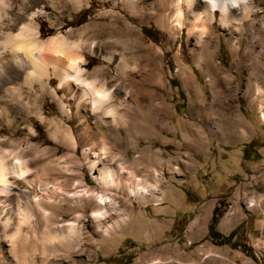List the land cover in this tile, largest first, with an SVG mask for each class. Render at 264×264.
<instances>
[{
  "label": "rangeland",
  "instance_id": "rangeland-1",
  "mask_svg": "<svg viewBox=\"0 0 264 264\" xmlns=\"http://www.w3.org/2000/svg\"><path fill=\"white\" fill-rule=\"evenodd\" d=\"M3 2L13 25L32 7L39 40L74 46L84 76L109 93L117 126L56 77L43 94L22 86L30 110L0 116V139L35 160L30 172L43 180L50 164L46 181L63 196L47 199L55 206L44 203L45 217L33 207L13 251L0 237V264H264V34L253 25L264 30V0H248L250 14L227 25L185 0ZM1 63L0 82L21 83ZM5 99L0 91V107ZM93 160L115 162L118 189L95 183ZM136 184L157 189L129 197ZM85 191L113 198L125 221L104 231L117 216L108 209L95 222Z\"/></svg>",
  "mask_w": 264,
  "mask_h": 264
},
{
  "label": "bare ground",
  "instance_id": "bare-ground-1",
  "mask_svg": "<svg viewBox=\"0 0 264 264\" xmlns=\"http://www.w3.org/2000/svg\"><path fill=\"white\" fill-rule=\"evenodd\" d=\"M123 1H126L129 8H135V0ZM158 1L162 4L169 0ZM185 3L188 8L194 5L195 10L198 7L197 4L203 3L206 9L204 15L207 19L210 17L212 20L215 12H219L220 23L223 25H227L229 22H233L234 24L241 22V18H246L250 14L248 0H185ZM4 7L3 0H0L1 64H3L2 67L6 71H13L14 78L21 80V83L12 86L10 82H0V91L6 96L0 107V116L14 113L15 108H18L20 105L24 106L26 110L29 109L30 102H22L18 96L22 86H26L29 90H32L34 84H36L39 94H43L47 90L50 92L48 81L53 76L67 90L71 85L75 88L74 97L77 98L78 102L87 99L92 111H102L100 118H112L110 123L116 125L117 123L115 124L116 121L113 117L114 106L111 103L109 93L95 86L96 79L93 76H84V69L81 67L84 59L74 51V48L73 50L71 49L73 45L66 44L61 36L50 37L44 41L39 40V31L35 26L36 13L31 12V10H34L32 7L28 13V9L24 12L27 13L26 15H23L24 13H17L21 19L15 25L12 24L11 20H7ZM194 14V20L200 22L199 13L194 11ZM235 15H239L240 17ZM23 20L26 23H24L25 21L22 23ZM253 25L259 30L258 37H263L264 30L261 27L262 25L254 24V22ZM5 29L9 31H5ZM248 40L250 45L258 43L257 39L254 42L252 38ZM249 59L256 65L260 64L257 60L255 62L251 56ZM69 93H73V90L70 89ZM13 102H16L17 106H14ZM16 112L18 113L20 110ZM56 132H60L58 128H55ZM2 141L0 139V237L2 240L8 242L10 250L13 251L12 245L15 242V238L20 234L21 229H30L32 227V222L35 220L33 207L40 209V212L45 217L44 203L47 206L50 203L47 199L63 195L59 187H55L46 181V178L51 176L54 170L50 164H47V168H42L41 174L45 177L43 180L39 172H30L31 166H34L36 163L35 160L30 161L22 148L12 145L11 142L4 144ZM114 164V161H112L111 165L100 164L98 160H93L91 164V167L95 168L94 170L96 171L91 172L95 183L106 191L118 189L115 182L122 176L121 169L112 167ZM129 180L131 179L127 178L126 182H129ZM156 189L157 186H150V189H148L136 184L134 188H128L127 191L129 197L145 198L150 194L151 196L154 195ZM32 191H38L40 197L30 198ZM94 192H84L88 195L94 194L93 197L97 205L96 210L91 212V218L99 224L107 218L109 209L110 213H113L110 215H116L117 217L113 224L105 227L104 231L118 228L120 223L125 221L124 217L126 216L120 214L113 198L104 193L99 194ZM51 205L55 206L53 202L50 203V208ZM73 224H67L70 227L69 232L74 230ZM12 228L14 230L11 232Z\"/></svg>",
  "mask_w": 264,
  "mask_h": 264
},
{
  "label": "trees",
  "instance_id": "trees-1",
  "mask_svg": "<svg viewBox=\"0 0 264 264\" xmlns=\"http://www.w3.org/2000/svg\"><path fill=\"white\" fill-rule=\"evenodd\" d=\"M142 33L150 40H155L154 37L150 34V30L148 29H145V28H142ZM215 220L213 219V222ZM214 224V223H213ZM213 224H212V227L210 228V231L212 232L213 231ZM214 233V232H213Z\"/></svg>",
  "mask_w": 264,
  "mask_h": 264
}]
</instances>
